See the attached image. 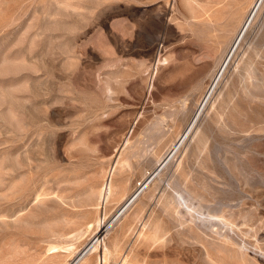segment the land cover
Masks as SVG:
<instances>
[{
  "label": "rangeland",
  "instance_id": "rangeland-1",
  "mask_svg": "<svg viewBox=\"0 0 264 264\" xmlns=\"http://www.w3.org/2000/svg\"><path fill=\"white\" fill-rule=\"evenodd\" d=\"M254 1L0 0V264H264Z\"/></svg>",
  "mask_w": 264,
  "mask_h": 264
},
{
  "label": "bare ground",
  "instance_id": "bare-ground-1",
  "mask_svg": "<svg viewBox=\"0 0 264 264\" xmlns=\"http://www.w3.org/2000/svg\"><path fill=\"white\" fill-rule=\"evenodd\" d=\"M258 1H260V0H255L254 3L251 5L252 7H251V9H250V13L248 14V16L246 17V19L243 21L241 27L239 28V31H238V33H237V35H236V37H235V39H234V41H233V43H232V45H231V48H230V50L228 51L227 56H226V58H225V60L223 61V63H222L221 66H223V64L225 63V61H226V59H227L229 53H231L232 49H234V47L240 42V40H241V38H242V35H243V33H244V31H245V29H246L248 23L250 22L251 13H252L254 10H257V7L259 6V5H258ZM257 5H258V6H257ZM253 16H254V15H253ZM251 20H252V19H251ZM211 88H212V87H211ZM209 90H210V89H209ZM209 90H208V91H209ZM205 96H206V95H205ZM181 138H184V137H181ZM181 138L179 139V141L181 140ZM179 141H178V142H179ZM176 145H177V144H176ZM176 145H174V146L171 148V150L169 151V153L173 151V149L176 147ZM166 158H167V157H166ZM162 163H163V161H162ZM162 163H161V164H162ZM109 172H110V171H109ZM91 193L93 194V197H95V196L97 195L99 201H105L106 198H107V197L110 195V193H111V188H110V181H109V179H106V180H105V182L103 183V186L101 187V189H99V191H98L97 193H96V190H92ZM91 193H90V194H91ZM135 194H136V191H134V193H132L130 196H128V197H126V198L124 199L123 204H122V206H121V209H122L123 206H125L128 202H130V201L132 200V198L135 196ZM88 225H89V224H88ZM96 242H97V240H96ZM96 242H95V243H96ZM86 247H87V246H86ZM96 249H97L96 244H92V245L87 249V251H86L85 253H80V254L78 255L77 258H75L71 263H68V264H77V263H79L81 260H83V258L85 257V255L90 254V253H93L94 251H96ZM85 250H86V249H85ZM85 250H84V251H85ZM99 250H100V249H99ZM105 253H106V252H105ZM104 256H105V255L101 256V259H99V264H100V262H101V263L104 262Z\"/></svg>",
  "mask_w": 264,
  "mask_h": 264
}]
</instances>
